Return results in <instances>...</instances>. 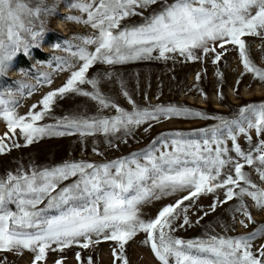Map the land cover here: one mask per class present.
Masks as SVG:
<instances>
[{
    "label": "snow or ice",
    "instance_id": "1",
    "mask_svg": "<svg viewBox=\"0 0 264 264\" xmlns=\"http://www.w3.org/2000/svg\"><path fill=\"white\" fill-rule=\"evenodd\" d=\"M153 5L160 7L144 16ZM68 7L86 14V19L67 16L65 21L90 26L94 34L73 36L66 45H55L57 50L69 52L79 66L72 60L58 58L57 71H70V78L33 105L26 116L17 112L16 96H23V92L0 89V119L7 129L0 136V155L13 148L28 147L46 136H87L98 132L107 136L121 129L128 134L140 125L150 127L152 121L173 117L211 118L219 123L201 130L202 140L187 139L180 132L161 136L163 147H171V151L150 146L141 153L100 165L66 162L50 169L33 167L30 172L21 168L15 174L0 177V253L23 256L27 251L32 254V264H46L49 252L63 253L72 247L87 250L112 241L113 264H129L125 246L142 232L146 234L144 244L150 246L159 264H264V244H254L264 238V225L239 237L185 241L173 235L179 228L192 226L188 215L192 202L217 189L224 190L225 199L214 202L212 211L234 197L239 200L235 212L249 223L255 221L245 197L257 209L264 210V188L244 171L246 166L252 168L264 182V101L242 106L235 118L227 119L176 106L140 109L124 91L133 105L129 113L101 94L98 78L87 76L96 63L167 60L171 58L169 54L177 53L194 61L201 59L197 50L204 57L215 53L212 62L216 64L228 51L226 46L232 45L238 50L244 69L241 78L251 74L254 80L264 83V69L251 58L245 39L264 40V0H74ZM55 9L56 5L49 6L47 0H0V77L7 74L18 53L29 55L30 49L40 46L46 32L44 18L54 15ZM132 16H141L144 22L123 25ZM88 46H94V51H89ZM154 52L158 55L153 56ZM216 74L222 78L221 72ZM196 78L199 80L200 75ZM43 81L51 84L48 74H43ZM239 84L238 78L234 89L237 94ZM83 85H90L93 91L84 90ZM66 94L88 97L101 108H114L119 115L111 119L64 117L55 124H40L46 117L55 119L51 116L53 105ZM218 95L223 99L219 90ZM40 106L42 110L37 111ZM253 130L255 144L250 134ZM239 135L247 140V151L238 143ZM20 136L23 144L17 140ZM229 140L231 148L227 146ZM230 153H235V157ZM71 178L76 179L61 187ZM185 191L187 195L164 206L154 219L141 218L138 205ZM10 205H15L16 210ZM240 224L248 226L245 220H240ZM64 259L62 256L56 264H64ZM76 260L94 264L91 256L82 258L79 252ZM0 264H8L6 256L0 255Z\"/></svg>",
    "mask_w": 264,
    "mask_h": 264
},
{
    "label": "rangeland",
    "instance_id": "2",
    "mask_svg": "<svg viewBox=\"0 0 264 264\" xmlns=\"http://www.w3.org/2000/svg\"><path fill=\"white\" fill-rule=\"evenodd\" d=\"M34 2V0H33ZM74 0H47V4L56 5L55 14L45 19L46 32L40 41L39 47L30 49V54L23 52L11 62L10 68L4 77H0V89H11L14 92H23V96L17 95V112L19 115L26 116L33 105H38L39 101L50 91L60 88L70 78V71H57V59L65 58L72 60L73 64L79 66L69 52L57 50L55 45H66L73 36H90L94 31L90 26L65 21L67 16H82L86 19V14L68 7ZM173 0H169L172 3ZM159 5H153L144 12L148 16L154 10L159 9ZM143 17L132 16L123 21V25L134 26L142 24ZM61 24L62 28H59ZM247 46L250 49L251 58L257 66L264 69V40L257 37H246ZM80 44V41H73ZM47 48V50H46ZM228 51L224 52L221 60L214 64L215 53H210L204 57L201 55L198 60H185L179 54H169L171 58L137 60L125 64L107 65L96 63L89 69V78L100 80L99 88L101 94L110 98L112 103L124 109L126 112L133 111V105L129 103L128 97L123 93L127 91L132 100L140 109H154L157 106H176L188 108L192 111H199L208 117L222 116L233 119L238 114V109L248 104H258L264 101V83L254 80L251 74L243 75L244 72L238 50L227 45ZM89 51H94V46H88ZM46 50L47 53L44 51ZM220 51L219 49H217ZM38 51L47 55L46 63H39L34 58L33 52ZM158 55L154 52L153 56ZM26 58L32 65L35 79L16 71L18 61ZM51 65V66H49ZM221 72L222 78L217 77V72ZM111 74L109 77L107 74ZM43 74H48L51 84L43 81ZM197 74L200 79L197 80ZM238 78L240 79L239 94L234 90ZM21 85L24 87L21 88ZM250 85V87H249ZM84 90L93 91L90 85L81 86ZM223 93V99L218 95ZM42 110V106L36 109ZM119 115L114 108H101L96 101L76 94H66L62 99H57L53 105L51 117H46L40 124H55L64 117H103L113 118ZM219 121L216 119H201L189 116L187 118L173 117L172 119H162L160 122L152 121L135 127L131 133L121 129L115 134L105 135L98 132L93 135L81 136L78 133L65 135L62 137L51 136L37 140L28 147L13 148L7 154L0 155V177H5L8 173L15 174L17 169L30 172L33 167L36 169L53 168L66 162H86L95 165L109 163L130 157L133 153H141L154 146L159 151H171V147H163V141L159 138L163 135L180 132L185 134V138L202 140L201 130L208 129ZM145 128H149L146 132ZM63 130V129H61ZM7 131L5 122L0 119V136ZM253 143L257 137L253 130L251 133ZM23 144V137L17 138ZM124 141H127L126 143ZM154 142L155 145H154ZM170 145V140L168 141ZM238 143L247 151L248 142L243 135L238 136ZM227 146L232 147V142L227 141ZM157 151V155L159 154ZM235 157V153H230ZM229 169H225L228 171ZM245 172L250 173V178L258 184L260 188L264 182L260 181L258 174L249 167H245ZM76 178L64 181V185L70 184ZM185 192H178L173 195L163 196L161 199H151L138 205L142 219H154L158 212L166 205L173 204L180 197L187 195ZM225 199L224 190L217 189L214 193L201 195L192 202L189 210V218L192 226L179 228L173 233L174 236L188 240L208 239L212 236L239 237L246 236L259 226L264 225V210L255 207L254 202L245 197V203L252 214L255 223H249L243 215L235 212V206L239 203L237 198H233L227 203L219 204L215 211L211 205L217 201ZM186 204L189 202L186 201ZM44 207V205H40ZM15 211V205H10ZM207 212L208 215H204ZM52 214H56L53 212ZM203 217V219H200ZM199 220V223L196 221ZM240 220H245L248 226L245 228L240 224ZM182 221H177V224ZM146 234L140 232L125 246V254L129 264H159L150 246L145 245ZM114 242L106 241L99 245H94L87 250L79 247L66 249L63 253L49 252L46 264H56L62 256L65 257L64 264H80L76 260L79 252L82 258L91 256L94 264H113L112 255ZM256 246L264 244V238L254 241ZM255 251V248L253 249ZM7 257L8 264H32V254L25 252L23 256L14 253H0Z\"/></svg>",
    "mask_w": 264,
    "mask_h": 264
},
{
    "label": "trees",
    "instance_id": "3",
    "mask_svg": "<svg viewBox=\"0 0 264 264\" xmlns=\"http://www.w3.org/2000/svg\"><path fill=\"white\" fill-rule=\"evenodd\" d=\"M33 54L35 55L34 58H36V60L39 63H46L48 61L49 57L47 55L39 53L38 51L33 52ZM16 71L21 72L35 79V74H34L35 70L33 69L32 65L29 63V61L24 57L21 58V61L19 59L16 67Z\"/></svg>",
    "mask_w": 264,
    "mask_h": 264
},
{
    "label": "bare ground",
    "instance_id": "4",
    "mask_svg": "<svg viewBox=\"0 0 264 264\" xmlns=\"http://www.w3.org/2000/svg\"><path fill=\"white\" fill-rule=\"evenodd\" d=\"M59 28H62L61 24L59 25ZM46 50H47V48H46ZM46 50L44 51L45 53H47ZM262 188H264V186Z\"/></svg>",
    "mask_w": 264,
    "mask_h": 264
}]
</instances>
